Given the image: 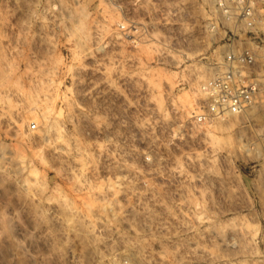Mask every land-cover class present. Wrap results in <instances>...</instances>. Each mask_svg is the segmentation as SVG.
<instances>
[{
  "label": "rangeland",
  "instance_id": "374dc122",
  "mask_svg": "<svg viewBox=\"0 0 264 264\" xmlns=\"http://www.w3.org/2000/svg\"><path fill=\"white\" fill-rule=\"evenodd\" d=\"M206 20L194 0H0V264H264V70L246 112L194 120L223 52Z\"/></svg>",
  "mask_w": 264,
  "mask_h": 264
},
{
  "label": "built area",
  "instance_id": "2783aa9c",
  "mask_svg": "<svg viewBox=\"0 0 264 264\" xmlns=\"http://www.w3.org/2000/svg\"><path fill=\"white\" fill-rule=\"evenodd\" d=\"M116 1V0H112ZM207 13L205 30L220 37L222 55L218 68L200 84L201 96L192 116L199 123L246 112L256 101L264 70V0H194ZM122 19L115 33L134 45L149 34L147 24L131 18L119 4L113 5ZM36 128L37 124H31Z\"/></svg>",
  "mask_w": 264,
  "mask_h": 264
}]
</instances>
